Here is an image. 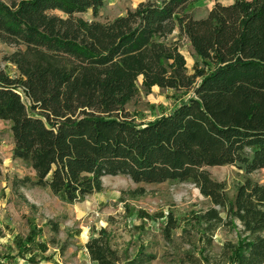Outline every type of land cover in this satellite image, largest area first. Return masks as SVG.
<instances>
[{
	"label": "trees",
	"instance_id": "trees-1",
	"mask_svg": "<svg viewBox=\"0 0 264 264\" xmlns=\"http://www.w3.org/2000/svg\"><path fill=\"white\" fill-rule=\"evenodd\" d=\"M198 1L146 0L101 21L78 14L96 17L107 0H0V40L15 47L4 61L19 72L12 77L0 70V121L10 123L13 157L34 172L15 184L48 188L76 203L103 191L106 176L137 184L190 182L213 205L196 214L203 247L197 257L188 254L189 261L212 263L204 253L216 231L240 226L213 263L264 264V184L246 177L231 197L208 170L234 165L251 174L264 168V0H217L201 18L190 11ZM176 30L203 63L193 74L170 39ZM139 77L147 89L157 85L192 96L169 113L137 122L125 105ZM2 163L0 155V175ZM145 193L143 187L131 191ZM30 222L27 239L18 240L22 249L37 234ZM177 226L170 212L166 240ZM51 227L59 232L57 223ZM86 249L93 264L154 260L142 251L119 254L105 230Z\"/></svg>",
	"mask_w": 264,
	"mask_h": 264
},
{
	"label": "rangeland",
	"instance_id": "rangeland-1",
	"mask_svg": "<svg viewBox=\"0 0 264 264\" xmlns=\"http://www.w3.org/2000/svg\"><path fill=\"white\" fill-rule=\"evenodd\" d=\"M146 0H107L98 16L92 11L78 14L84 19L111 20L135 9ZM217 0H201L194 3L191 13L201 18L208 14ZM224 4L233 0H218ZM55 13L62 15L61 12ZM186 59L190 74L197 67H203L188 38L176 30L170 37ZM15 50L14 46L0 40V70L16 77V66L4 61V56ZM137 93L130 99L125 110L137 122H147L169 113L180 102L192 96L183 90L162 89L155 85L147 89L143 78L136 83ZM24 102L30 101L21 91ZM10 123L0 121V150L3 163L0 175V264H93L86 243L92 236L105 230L114 249L130 257L139 252L151 254V264H193L187 255L199 256L203 247L201 230L196 214L213 204L199 188L190 182L167 181L158 184H137L126 176H106L104 189L85 200L69 203L48 188L21 186L15 182L25 176L34 177V172L12 155L13 138ZM212 176L225 182L227 191L234 197L236 186L246 177L264 184V168L251 174L234 165L208 167ZM143 187L146 193L133 196L132 190ZM172 212L178 226L172 239L164 237V226ZM36 225L34 242H28L23 249L18 240H26L30 234L31 221ZM57 223L55 233L52 223ZM240 226H238V229ZM236 228L221 226L213 236V245L204 253L210 254L216 264L215 255L228 240H236ZM67 247L62 251V246ZM209 259V256H208Z\"/></svg>",
	"mask_w": 264,
	"mask_h": 264
},
{
	"label": "crops",
	"instance_id": "crops-1",
	"mask_svg": "<svg viewBox=\"0 0 264 264\" xmlns=\"http://www.w3.org/2000/svg\"><path fill=\"white\" fill-rule=\"evenodd\" d=\"M4 122H6V121H4ZM13 138V137H12ZM12 150H13V146H12ZM0 155H1V150H0Z\"/></svg>",
	"mask_w": 264,
	"mask_h": 264
}]
</instances>
